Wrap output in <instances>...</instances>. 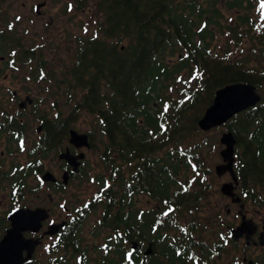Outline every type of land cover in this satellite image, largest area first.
<instances>
[{
    "label": "trees",
    "instance_id": "16d2710c",
    "mask_svg": "<svg viewBox=\"0 0 264 264\" xmlns=\"http://www.w3.org/2000/svg\"><path fill=\"white\" fill-rule=\"evenodd\" d=\"M223 1L231 10H245L236 25L220 23L224 20ZM256 1L260 0H96V35L79 41L66 73L67 91H63L68 103H73L78 93L81 99L65 119L59 110L54 120L58 125L65 120L68 138L76 114L81 111L95 117V131L102 139L101 161L106 170L117 171L108 176L118 178L117 192L123 194L124 201L126 194H130L132 205L134 196L142 194L157 201L171 200V187H176L174 199L179 210H192V205L205 200L203 182L200 191L187 188L188 172L194 169L199 173L203 167H198L200 144H192L204 132L199 121L218 90L246 83L262 92V101L225 126L236 139L234 168L244 182L240 197L244 203L264 202L260 191L264 190V22L260 12L254 17ZM77 2L86 7L87 0ZM244 2H248L246 7ZM0 24H9L7 13L0 12ZM211 25L226 28L231 35L232 43L228 42L224 52L212 46L215 33ZM0 33L4 34L0 56L7 52L9 58L36 57L35 49L23 48L20 39ZM245 38L252 47L248 56L241 58L245 46L240 44H245ZM38 65L44 71L45 62ZM3 74L4 68H0ZM19 122L17 118L0 124V135L4 131L14 135ZM124 208L122 205L120 210ZM154 219L152 215L150 221ZM129 226L132 239L142 234V220L133 213Z\"/></svg>",
    "mask_w": 264,
    "mask_h": 264
},
{
    "label": "flooded vegetation",
    "instance_id": "af4514ba",
    "mask_svg": "<svg viewBox=\"0 0 264 264\" xmlns=\"http://www.w3.org/2000/svg\"><path fill=\"white\" fill-rule=\"evenodd\" d=\"M19 59L35 60L0 56L5 66ZM52 87L40 89L50 92ZM36 104L38 100L29 96L19 101L17 91L0 84V124L18 118L21 125L14 135L5 131L0 135V264H264L260 241L264 222L249 217L240 197L244 191L240 175L235 189L240 203L221 193L226 199L221 204L203 201L189 204L192 210H179L176 187H171V200L142 194L134 196L132 205L130 194L124 201L117 192L118 178L108 176L117 171L96 163L90 167L86 150L93 149L92 140L89 148L77 147L70 140L74 129H69L67 138L65 120L56 123L58 104L52 109L58 110L53 118L38 113L35 136L25 135V116L29 110L34 113ZM66 116L63 112V119ZM142 196L148 201L143 200L140 208ZM131 213L142 220V234L134 239ZM244 217L258 231L250 239L246 234L235 239L232 232Z\"/></svg>",
    "mask_w": 264,
    "mask_h": 264
},
{
    "label": "rangeland",
    "instance_id": "374dc122",
    "mask_svg": "<svg viewBox=\"0 0 264 264\" xmlns=\"http://www.w3.org/2000/svg\"><path fill=\"white\" fill-rule=\"evenodd\" d=\"M247 4L248 2H244V7ZM262 4H264V0H260L258 4L256 1L253 11L256 18L258 12H260L259 18L264 22ZM38 6H40V9H37ZM220 7L224 16V20L220 21L223 26L236 25L238 15L244 14L245 11L242 10L243 7L231 10L227 7L225 1L220 4ZM0 12L7 13L9 17L7 28L0 26V29L5 31L12 39H20L23 48L36 50L34 62L19 63L14 60V62L12 61L11 64L5 66V64H2L4 60H0V65L5 66L4 74L0 76L1 86L4 89L17 91L19 101H25L27 96L38 100L37 107L33 108V110L35 109L34 113H29L32 110L27 111L28 114L24 120L27 124L25 135L33 137L36 135V128L39 124L38 113L43 115L46 112L50 118H53L58 110L52 109L58 104V109L69 115L71 108L77 106L81 99L82 95L78 93V96L74 99L75 101L68 103L63 91H67L66 73L74 62L79 41L96 35L99 16L96 0H87L84 8L80 7L77 0H6L0 2ZM210 28L215 33L212 46L218 52H224L227 49L228 42L232 43L231 35L226 28L221 29L215 25H211ZM240 45L245 46L244 55L240 57L248 56L252 43L248 41V38H245V44L242 41ZM16 51L18 54H22V50ZM3 57L9 58L7 52ZM40 61L45 62L44 71L39 69L38 64ZM48 86H53V90L50 92L43 90L41 92L40 88H47ZM38 90L40 93L36 94L35 92ZM259 93L262 95V92ZM96 128L95 117L81 113V111L76 114V121L70 127V129H74L81 134L89 133L91 135L93 149L86 150L90 167L91 163H96L104 168L105 166L100 162L103 154L102 139L95 131ZM227 132H229L228 127L223 126L216 130L202 132L192 141V144L194 142L200 144L201 155L198 167L201 165L203 167L199 169V173H196L194 169L193 172L192 170L188 172L187 177L190 183L187 188H190L189 191L192 192L200 191L202 188L200 181L203 182L204 186L207 187V192L204 194L205 200L203 201H210L211 204H221L223 200H226L221 194V188L223 184L231 181L229 176L218 177L215 172L216 166L223 164L220 153L225 149V146L221 144L220 139ZM182 181L186 182L184 178ZM87 185L92 186V184ZM260 191L264 197V190ZM95 196L96 194H94ZM138 199L141 201L140 208H142L144 201H148V198L144 199V196ZM86 200V198L83 199L84 205L87 204ZM245 203L249 210V217L259 218V221L264 222V202L254 205L252 200H246ZM231 222H233L232 219L229 220V224ZM90 225H92L91 222L88 223V226Z\"/></svg>",
    "mask_w": 264,
    "mask_h": 264
},
{
    "label": "water",
    "instance_id": "95a60500",
    "mask_svg": "<svg viewBox=\"0 0 264 264\" xmlns=\"http://www.w3.org/2000/svg\"><path fill=\"white\" fill-rule=\"evenodd\" d=\"M40 9V6L37 7ZM262 101V95L259 93L257 87L252 84L235 83L228 85L216 92L213 104L206 110L205 115L199 121V127L204 132L211 131L218 127H223L233 117L245 112L248 109L256 107ZM71 143L77 147H90L89 135L81 134L77 131H71ZM220 142L225 149L220 153L223 164L216 166L215 172L218 177L229 174L232 181L225 183L221 188V193L225 196L231 197L235 202L240 203L241 198L236 197L235 189L238 183V176L235 172L234 164L236 139L232 132L225 133ZM244 208V205L242 206ZM258 231L253 221L246 220L244 217L240 228L233 231L232 234L235 239H239L246 234L247 239ZM261 243H264V234H261Z\"/></svg>",
    "mask_w": 264,
    "mask_h": 264
},
{
    "label": "snow or ice",
    "instance_id": "6c2138e0",
    "mask_svg": "<svg viewBox=\"0 0 264 264\" xmlns=\"http://www.w3.org/2000/svg\"><path fill=\"white\" fill-rule=\"evenodd\" d=\"M262 10H264V4H262ZM19 19V18H18ZM10 27H11V25H10ZM13 55H15V53H13ZM167 110V109H166ZM22 147H23V145H22ZM165 215H167V213H165Z\"/></svg>",
    "mask_w": 264,
    "mask_h": 264
}]
</instances>
